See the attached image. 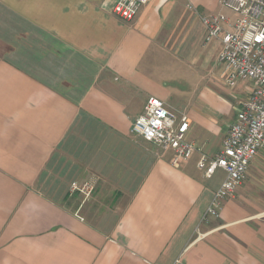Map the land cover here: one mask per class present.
<instances>
[{"label":"crops","instance_id":"1","mask_svg":"<svg viewBox=\"0 0 264 264\" xmlns=\"http://www.w3.org/2000/svg\"><path fill=\"white\" fill-rule=\"evenodd\" d=\"M220 1L150 0L124 21L118 0H0V264H264V148L218 215L225 172L197 167L252 89L205 43L202 15L233 17ZM150 96L190 119L180 167L131 132ZM96 190L113 197L100 214Z\"/></svg>","mask_w":264,"mask_h":264},{"label":"built area","instance_id":"2","mask_svg":"<svg viewBox=\"0 0 264 264\" xmlns=\"http://www.w3.org/2000/svg\"><path fill=\"white\" fill-rule=\"evenodd\" d=\"M149 1L118 0L113 12L124 21H132ZM219 3L233 17L223 11L202 15L205 43L220 41L218 61L227 70L229 86L250 81L252 89L240 106L221 151L213 157L203 155L197 163L207 178L218 169L225 172L208 209L211 215H218L224 201L234 197L245 182L252 161L264 148V0H221ZM189 128L187 114H178L162 99L150 96L142 113L133 121L131 132L153 144L158 156L169 154L170 163L180 167L198 150L197 144L187 136ZM94 188L92 182H73L70 192L79 193L85 202Z\"/></svg>","mask_w":264,"mask_h":264},{"label":"rangeland","instance_id":"3","mask_svg":"<svg viewBox=\"0 0 264 264\" xmlns=\"http://www.w3.org/2000/svg\"><path fill=\"white\" fill-rule=\"evenodd\" d=\"M261 151H264V149L261 150ZM259 153L257 155L258 157L256 156L253 162H254V164H256L257 161H258L259 164L261 165L263 159L261 157V154L259 155ZM255 160H256V163H255ZM260 160H262V161H260ZM253 162H252V164H253ZM263 166H264V162H263ZM250 168H251V165H250ZM250 168H249V170H250ZM248 173H249V171H248ZM247 179H248V175H247L246 180ZM253 179L256 182L255 183V188H254V194L258 195L257 199H260V200L264 199V171L263 172L259 171L258 174H254ZM242 185H244V183ZM104 193H107V192L103 191V192L99 193V190L95 191V193L93 194L92 198L89 201H87L86 204H85L86 207H87V210H88L87 212H90V210L95 211V209H96V212L98 214H100L103 211H106L108 209V207L112 203L113 197L107 196V195H102ZM80 202H81L80 198L75 199V204H78V203L80 204Z\"/></svg>","mask_w":264,"mask_h":264}]
</instances>
